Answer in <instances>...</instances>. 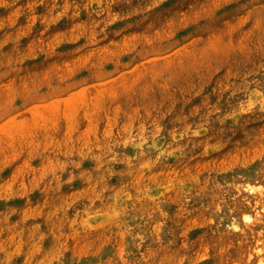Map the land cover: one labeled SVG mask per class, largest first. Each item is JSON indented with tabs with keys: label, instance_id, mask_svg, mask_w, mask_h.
<instances>
[{
	"label": "rangeland",
	"instance_id": "374dc122",
	"mask_svg": "<svg viewBox=\"0 0 264 264\" xmlns=\"http://www.w3.org/2000/svg\"><path fill=\"white\" fill-rule=\"evenodd\" d=\"M184 263L264 264V0H0V264Z\"/></svg>",
	"mask_w": 264,
	"mask_h": 264
},
{
	"label": "bare ground",
	"instance_id": "6f19581e",
	"mask_svg": "<svg viewBox=\"0 0 264 264\" xmlns=\"http://www.w3.org/2000/svg\"><path fill=\"white\" fill-rule=\"evenodd\" d=\"M14 1H15V0H14ZM111 1H112V0H111ZM16 2H17V1H16ZM79 2H81V1H79ZM84 2H85V1H84ZM90 2H91V1H90ZM93 2H94V1H93ZM104 2H105V0H104ZM136 2H137V1H136ZM31 3H33V2H31ZM111 3H112V2H111ZM83 4H84V3H83ZM106 4H107V2H106ZM106 4H105V5H106ZM145 4H146V3H145ZM33 5H34V4H33ZM79 5H80V4H79ZM139 5H140V4H139ZM87 6H88V5H87ZM102 6H103V5H102ZM83 7H85V6H83ZM19 8H20V7H19ZM22 8H23V7H22ZM29 8H30V7H29ZM89 8H90V7H89ZM142 9H143V8H142ZM10 10H11V8H10ZM47 10H48V9H47ZM47 10H46V11H47ZM84 10H85V9H84ZM90 10H91V9H90ZM32 11H34V10H32ZM73 11H74V10H73ZM76 11H77V10H76ZM78 11H79V10H78ZM87 11H88V9H87ZM174 11H175V10H174ZM6 12H7V11H6ZM28 12H29V11H28ZM65 12H66V11H65ZM92 12H93V11H92ZM92 12H91V13H92ZM143 12H144V11H143ZM172 12H173V11H172ZM175 12H176V11H175ZM89 13H90V12H89ZM116 13H117V12H116ZM17 14H18V13H17ZM32 14H33V13H32ZM44 14H45V13H44ZM70 14H71V13H70ZM133 14H134V13H133ZM147 14H148V13H147ZM161 14H162V13H161ZM30 15H31V13H30ZM40 15H41V13H40ZM47 15H49V14H47ZM66 15H67V14H66ZM76 15H77V13H76ZM89 15H90V14H89ZM126 15H127V14H126ZM143 15H144V14H143ZM148 15H149V14H148ZM152 15H153V14H152ZM41 16H42V15H41ZM41 16H40V17H41ZM68 16H69V15H68ZM68 16H67V17H68ZM71 16H72V15H71ZM127 16H128V15H127ZM157 16H158V14H157ZM44 17H45V16H44ZM76 17H77V16H76ZM101 17H102V16H101ZM102 18H103V17H102ZM140 18H141V17H140ZM157 18H158V17H157ZM159 18H160V17H159ZM104 19H105V18H104ZM138 19H139V18H138ZM145 19H146V18H145ZM151 19H152V18H151ZM153 19H154V18H153ZM161 20H162V19H161ZM161 20H160V21H161ZM213 20H214V19H213ZM44 21H46V20H44ZM44 21H43V22H44ZM85 21L87 22V20H85ZM90 21H91V20H90ZM90 21H89V22H90ZM95 21H96V20H95ZM139 21H140V20H139ZM139 21H138V23H139ZM142 21H144V20H142ZM150 21H151V20H150ZM151 22H152V21H151ZM39 23H40V21H39ZM73 23H74V22H73ZM73 23H72V24H73ZM140 23H141V21H140ZM144 23H145V22H144ZM148 23H149V21H148ZM43 24H44V23H43ZM90 24H91V23H90ZM92 24H93V23H92ZM131 24H132V23H131ZM153 24H154V23H153ZM133 25H134V24H133ZM138 25H139V24H138ZM143 25H144V24H143ZM155 25L157 26L156 23H155ZM54 26H55V25H54ZM59 26H60V25H59ZM83 26H84V24H83ZM146 26H147V25H146ZM150 26H151V25H150ZM90 27H91V26H90ZM151 27H152V26H151ZM153 27H155V26H153ZM213 27H214V26H213ZM215 27H216V26H215ZM50 28H51V27H50ZM59 28H60V27H59ZM60 29H61V28H60ZM73 29H75V28L73 27ZM86 29H87V28H86ZM121 29H122V28H121ZM121 29H120V30H121ZM123 29H124V28H123ZM125 29H126V28H125ZM137 30H138V29H137ZM216 30H217V29H216ZM32 31H33V30H32ZM51 31H52V30H51ZM67 31H68V30H67ZM124 31H125V30H124ZM144 31H145V30H144ZM48 32H49V31H48ZM69 32H70V31H69ZM69 32H68V33H69ZM72 32H73V31H72ZM117 32H119V30H118ZM122 33H123V32H122ZM138 33H139V32H138ZM145 33H146V32H145ZM152 33H153V32H152ZM31 34H32V33H31ZM84 34H85V33H84ZM87 34H88V32H87ZM104 34H106V33H104ZM117 34H118V33H117ZM107 35H108V34H107ZM50 36H51V35H50ZM100 36H101V35H100ZM100 36H99V37H100ZM105 36H106V35H105ZM105 36H104V38H105ZM101 37H103V36H101ZM106 37H107V36H106ZM108 37H109V36H108ZM117 37H118V36H117ZM64 38H65V37H64ZM91 38H92V37H91ZM96 39H97V38H96ZM102 39H103V38H102ZM102 39H101V40H102ZM119 39H120V38H119ZM117 40H118V39H117ZM98 41H99V40H98ZM85 42H86V41H85ZM73 44H74V43H73ZM91 45H92V44H91ZM96 45H98V44L96 43ZM86 46H87V45H86ZM76 47H77V46H76ZM76 47L74 46L73 49H75ZM89 47H90V46H89ZM58 51H59V50H58ZM58 51H56V52H58ZM68 51H69V50H68ZM61 52H62V51H61ZM71 52H72V50H71ZM77 52H78V50H77ZM51 53H52V52H51ZM58 53H59V52H58ZM64 53H65V52H64ZM62 55H63V54H62ZM64 55H65V54H64ZM65 56H66V55H65ZM67 56H68V55H67ZM146 56H147V55H146ZM59 57H60V56H59ZM62 57H63V56H62ZM145 58H146V57H145ZM50 59H51V58H50ZM46 60H47V59H46ZM94 79H95V78H94ZM141 108H142V107H140V109H141ZM143 111H144V110H143ZM229 144H230V143H229ZM227 150H228V149H227ZM228 151H229V150H228ZM205 152H206V151H205ZM198 153H199V152H198ZM191 155H192V154H191ZM200 155H201V154H200ZM208 155H209V154H208ZM180 159L182 160V158H180ZM114 161H115V160H114ZM178 161H179V160H178ZM176 162H177V161H176ZM162 164H163V163H162ZM116 165H117V164H116ZM157 166H158V165H157ZM159 167H160V166H159ZM106 170H107V169H106ZM101 172H102V171H101ZM95 173H96V172H95ZM211 173H212V172H211ZM216 173H217V172H216ZM210 175H211V174H210ZM197 176H198V175H197ZM208 178H209V177H208ZM217 178H218V177H217ZM197 180H198V179H197ZM116 181H117V180H116ZM117 182H118V181H117ZM110 183H111V182H110ZM122 183H123V182H122ZM83 197H84V196H83ZM171 205H172V204H171ZM75 208H76V207H75ZM75 208H74V209H75ZM66 209H68V208H66ZM69 212H70V211H69ZM68 214H69V213H68ZM65 215H66V214H65ZM41 221H42V220H41ZM166 222H167V220H166ZM37 223H39V222H37ZM55 223H56V222H55ZM166 224H167V223H166ZM168 225H169V224H168ZM173 225H174V224H173ZM235 227H237V226H235ZM235 227H234V228H235ZM33 229H34V228H33ZM191 229H192V228H191ZM42 230H43V228H42ZM191 231H192V230H191ZM191 231H190V232H191ZM193 231H194V230H193ZM190 232H189V233H190ZM43 233H44V232H43ZM167 233H168V232H167ZM186 233H188V232H186ZM164 235H165V234H164ZM164 237H165V236H164ZM171 237H172V236H171ZM193 238H194V237H193ZM179 240H180V239H179ZM67 244H68V243H67ZM165 244H166V243H165ZM67 246H68V245H67ZM227 249H228V248H227ZM25 257H26V256H25ZM205 261H206V260H205ZM205 261H204V262H205ZM206 262H207V261H206ZM180 263H181V262H180ZM184 264H185V263H184Z\"/></svg>",
	"mask_w": 264,
	"mask_h": 264
}]
</instances>
